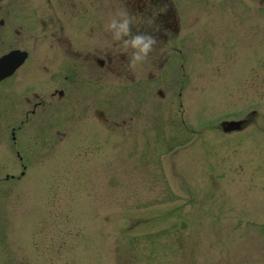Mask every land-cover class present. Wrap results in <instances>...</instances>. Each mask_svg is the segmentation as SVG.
Masks as SVG:
<instances>
[{
	"label": "rangeland",
	"instance_id": "374dc122",
	"mask_svg": "<svg viewBox=\"0 0 264 264\" xmlns=\"http://www.w3.org/2000/svg\"><path fill=\"white\" fill-rule=\"evenodd\" d=\"M212 6L181 23L183 78L164 71L143 97L139 80L84 86L60 120L50 107L30 116L16 130L28 155L19 181L3 178L20 168L11 115L0 116V264H264V224L251 220L264 221V7ZM92 100L111 120L132 118L104 128ZM251 108L252 124L219 131ZM208 199L252 218L210 220Z\"/></svg>",
	"mask_w": 264,
	"mask_h": 264
},
{
	"label": "flooded vegetation",
	"instance_id": "af4514ba",
	"mask_svg": "<svg viewBox=\"0 0 264 264\" xmlns=\"http://www.w3.org/2000/svg\"><path fill=\"white\" fill-rule=\"evenodd\" d=\"M211 2L0 0V55L15 48L25 51L21 64L0 80V115L10 114L8 128L19 129V123L33 124L29 117L39 109L69 110L84 86L93 93L100 81L111 82L113 76L139 80L141 97L146 94L147 79L162 70L168 72L166 76L177 71L184 77L182 46L187 34H181V22L201 12L209 14ZM120 10L131 17L129 34L113 40L115 28L108 30L106 25ZM144 34L154 36L155 43L143 61L130 65L131 53L137 50H125L121 41ZM37 44L45 47L43 53H35ZM91 104L92 112L98 102Z\"/></svg>",
	"mask_w": 264,
	"mask_h": 264
},
{
	"label": "clouds",
	"instance_id": "9594fccd",
	"mask_svg": "<svg viewBox=\"0 0 264 264\" xmlns=\"http://www.w3.org/2000/svg\"><path fill=\"white\" fill-rule=\"evenodd\" d=\"M117 19H120L118 25L116 23ZM130 21L131 17L126 10H120L115 13L106 25L108 30L115 28L114 33H112L113 40H121L122 35L127 36L129 34ZM155 40V37L151 34L134 35L130 41L122 40L121 44L125 50L129 47L137 50L131 53L130 65L143 61L149 51H151V46L155 43Z\"/></svg>",
	"mask_w": 264,
	"mask_h": 264
},
{
	"label": "water",
	"instance_id": "95a60500",
	"mask_svg": "<svg viewBox=\"0 0 264 264\" xmlns=\"http://www.w3.org/2000/svg\"><path fill=\"white\" fill-rule=\"evenodd\" d=\"M224 124V123H223Z\"/></svg>",
	"mask_w": 264,
	"mask_h": 264
}]
</instances>
